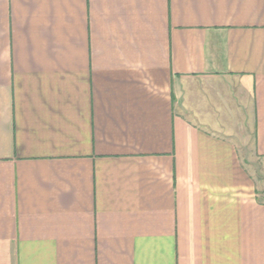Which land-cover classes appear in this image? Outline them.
Instances as JSON below:
<instances>
[{"label": "crops", "instance_id": "crops-1", "mask_svg": "<svg viewBox=\"0 0 264 264\" xmlns=\"http://www.w3.org/2000/svg\"><path fill=\"white\" fill-rule=\"evenodd\" d=\"M264 0H0V264H264Z\"/></svg>", "mask_w": 264, "mask_h": 264}, {"label": "rangeland", "instance_id": "rangeland-1", "mask_svg": "<svg viewBox=\"0 0 264 264\" xmlns=\"http://www.w3.org/2000/svg\"><path fill=\"white\" fill-rule=\"evenodd\" d=\"M263 175H264V173H263ZM261 188L263 189L262 196L264 197V177H263V179L261 181Z\"/></svg>", "mask_w": 264, "mask_h": 264}]
</instances>
